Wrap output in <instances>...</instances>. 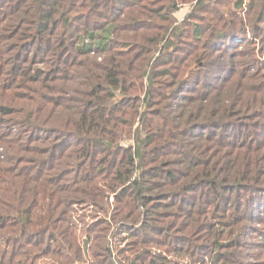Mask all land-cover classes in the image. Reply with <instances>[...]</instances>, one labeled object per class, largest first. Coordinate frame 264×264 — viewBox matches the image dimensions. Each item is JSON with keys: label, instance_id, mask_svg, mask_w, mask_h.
Here are the masks:
<instances>
[{"label": "trees", "instance_id": "trees-1", "mask_svg": "<svg viewBox=\"0 0 264 264\" xmlns=\"http://www.w3.org/2000/svg\"><path fill=\"white\" fill-rule=\"evenodd\" d=\"M174 4L0 0V264H264V28Z\"/></svg>", "mask_w": 264, "mask_h": 264}, {"label": "rangeland", "instance_id": "rangeland-1", "mask_svg": "<svg viewBox=\"0 0 264 264\" xmlns=\"http://www.w3.org/2000/svg\"><path fill=\"white\" fill-rule=\"evenodd\" d=\"M172 1V0H171ZM175 1V6H176V10L173 12V11H170V12H173L172 16H173V19H175V21L177 22H174V24H178V23H181L183 20H188L187 16L189 14H200L201 16H204V18H206L207 20L210 19V17H207L209 15H202L203 13L202 12H198L195 10V7H196V3L198 0H173ZM215 1V0H214ZM224 3H227L229 4L228 7L226 6H223L222 5V10L224 12H226L228 15H226V18H228V21H231L232 22H235V25L233 26V28L237 29V30H240L241 32H243L244 34H247V40L245 39H238V41L236 42V45L239 47V50L240 51H244L246 50L247 48V45H248V40H251V39H259L260 38H257L261 32V30L264 28V23L262 22H254L253 24H250L248 23V5H249V0H244L246 1L247 3L243 5L242 8H238V9H235V7H233V4L236 3L238 0H222ZM164 3H160L158 5H156L155 7L156 8H159L160 6H164L166 9L168 8V3H165L167 5H163ZM166 9H164V13L166 11ZM237 14V17H233V15L231 14ZM252 15V14H251ZM211 16V15H210ZM239 17V20H242L244 24H236L237 23V20L236 18ZM257 17V16H255ZM206 19L203 22V25L206 26L207 22ZM173 21V20H172ZM255 21H256V18H255ZM194 24L197 22L199 23L198 21H194ZM190 23V22H188ZM222 24H224L223 22L220 23V27L222 26ZM255 24V25H254ZM242 25V26H240ZM229 27V25L227 26ZM193 28V26H189V30H191ZM190 38H186V40L180 44H183V46H188V42H191L189 41ZM225 42H229L228 40H226ZM83 42H81L82 44ZM256 51H257V48H256ZM257 54V58L258 60H262L264 61V53H259L258 52L256 53ZM245 60H248V59H245ZM128 111H133V109H127ZM137 122H134V126H133V134L129 137L128 139H126L125 141L122 142V146H124V148H130L131 150H133L134 146H135V142H134V136L136 135L135 134V131H136V128H137ZM132 130V128H131ZM130 134V133H129ZM129 149V150H130ZM157 192V191H156ZM111 201H114L113 198H111ZM79 209V208H78ZM112 210H114L113 208H111ZM105 218V216L103 215V213L99 212L98 210L96 209H92V208H84L81 210H79L78 212V217H77V223L79 224V226H82V228H84V225L87 226V224H92L93 222H99L101 223V226H103L104 228H106V226L108 224H106V221H104L103 219ZM120 225V224H119ZM119 225H116V228H118V236L123 237V239L125 238V235L121 232L122 231V227L119 226ZM118 226V227H117ZM134 226V225H133ZM261 230H263L264 228L262 227H259ZM125 244L129 242V240L126 238V240L124 241ZM123 242V243H124Z\"/></svg>", "mask_w": 264, "mask_h": 264}]
</instances>
